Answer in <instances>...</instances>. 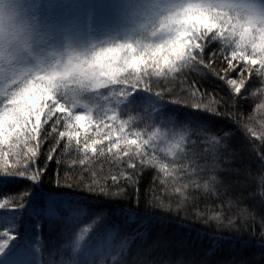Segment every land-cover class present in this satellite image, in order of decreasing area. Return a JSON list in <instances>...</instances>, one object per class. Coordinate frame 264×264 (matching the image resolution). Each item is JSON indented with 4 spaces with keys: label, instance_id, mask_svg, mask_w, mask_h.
I'll use <instances>...</instances> for the list:
<instances>
[{
    "label": "snow or ice",
    "instance_id": "obj_1",
    "mask_svg": "<svg viewBox=\"0 0 264 264\" xmlns=\"http://www.w3.org/2000/svg\"><path fill=\"white\" fill-rule=\"evenodd\" d=\"M3 4L0 0V12ZM192 7L206 11L201 5ZM71 24L75 36L65 37L71 45L66 56L50 70L30 74L0 90V188L24 185L23 193L30 196L29 189L42 182L50 170L48 165L63 164L58 157L71 152L65 171H74L78 164L84 178L90 180L88 191L109 200L129 194L139 197L145 175L152 177L146 192L157 181L164 187L175 185L172 194L181 201L191 195L190 187L205 196L219 195L223 176L235 175L251 189L249 198L264 207V120L257 129L254 116L243 119L244 105L264 110V56L247 47L241 49L235 37L229 40L215 26L190 30L182 50L172 53L171 35L152 43H99L86 38V30L93 26L91 11L83 22ZM37 35L56 39L51 33ZM199 70H206L222 84L224 96L213 93L208 103L186 105L201 114L181 122L180 100L200 93L196 81L189 83L192 91L187 97L170 102L164 97H175L170 86ZM229 103L236 112L220 110ZM220 120L225 121L222 126L217 125ZM141 124H146L144 130ZM237 135L243 138L249 155L259 161L258 168L244 175L233 174L229 163L221 174L219 161L230 155ZM209 155L211 165L199 167L198 159ZM97 156L105 157L116 171L95 172L92 162ZM100 176L110 177L111 184H100ZM9 202L0 193V211L8 209ZM103 207L111 209L113 205ZM8 210L18 209L13 206ZM72 211L69 205L67 212ZM207 219L219 225L225 217L216 212ZM261 221L264 223V217ZM233 222L228 219V225ZM17 239L16 217L0 223V264H29L31 249L18 247ZM79 241L86 243L82 234ZM116 251L113 264H126L123 246ZM50 255L55 262L56 256Z\"/></svg>",
    "mask_w": 264,
    "mask_h": 264
},
{
    "label": "trees",
    "instance_id": "obj_2",
    "mask_svg": "<svg viewBox=\"0 0 264 264\" xmlns=\"http://www.w3.org/2000/svg\"><path fill=\"white\" fill-rule=\"evenodd\" d=\"M30 1L42 6L46 1L48 5L53 2L54 6L64 1V7L73 3L70 0ZM74 1L77 8H89L96 18L118 2ZM146 1L145 7L149 14L139 20L140 24L136 22L134 31L120 32L100 39L99 43L117 40L152 43L171 35L174 37L169 45L171 52L179 53L187 43L184 37L190 34V30L202 27L211 30L215 26L229 40L235 37V43L241 49L247 47L264 56L262 11L213 0H173L172 3L158 5L156 9V0ZM19 3V0H4L2 8L5 11ZM192 5H201L206 11H200ZM120 21L116 20L119 24ZM50 66H45L43 70H50ZM22 79L23 76H18L10 82V78L5 77V81L0 82V90ZM192 81H196L200 93L192 99L180 100L184 113L181 122L193 120L201 114L186 105L208 103L213 93L217 97L224 96L222 84L206 70H199L180 77L170 86L176 96H165L164 100L170 102L182 96L187 97L192 91L189 88ZM220 110L236 112L237 108L229 103L228 108L220 106ZM243 113L244 120H247L248 115L254 116L255 126L259 129V122L264 120V110L258 111L253 105H244ZM224 123L220 120L217 125L222 126ZM146 124H150V121ZM146 124H141L140 129L144 130ZM72 155L68 152L58 157L64 160L59 166L55 163L48 165L49 172L40 184L29 189L30 196L23 193L24 185L0 188V193H4L10 201L8 209L13 206L18 209L15 212L8 209L0 211V223L7 224L11 217H16L18 239L15 244L31 249L29 264H113L112 258L118 254L116 250L121 246L126 264H133V261L135 264H264V223L261 221L264 207L249 198L251 189L245 181L236 180L235 175L223 176L224 187L219 190V195L205 196L203 192L190 187L191 195L185 201L172 194L175 185L164 187L159 181L150 192H146L152 177L145 175L139 197L129 194L109 200L88 191L90 180L84 178L78 164L74 171H65ZM92 163L97 173L116 171L103 156L94 157ZM211 163L210 155L198 159L201 168ZM219 163L218 171L221 174L229 163L231 172L241 175L249 170L255 172L259 165V161L249 155L243 138L238 135L232 141L230 155ZM65 176L67 179L63 178ZM98 182L111 184V179L100 176ZM112 190L116 191L115 188ZM229 200L234 203L229 205ZM21 204L23 208L19 207ZM108 204H112L113 208L103 207ZM69 205L74 211L67 212ZM216 212L225 217L222 224L208 221V216ZM228 219H232L233 224L228 225ZM81 234L86 243L79 241ZM214 240H219V243H214ZM50 253L56 256L55 262Z\"/></svg>",
    "mask_w": 264,
    "mask_h": 264
},
{
    "label": "rangeland",
    "instance_id": "obj_3",
    "mask_svg": "<svg viewBox=\"0 0 264 264\" xmlns=\"http://www.w3.org/2000/svg\"><path fill=\"white\" fill-rule=\"evenodd\" d=\"M19 1L16 7L6 8L0 14V82H4L5 77H9V81L13 82L18 76L25 78L30 74L37 75L45 71V66L61 60L67 55L66 48L71 46L66 43L65 37L75 36L71 22H83L90 13L89 8H77L73 4L76 2L74 0H70L73 3L66 7L64 1L55 6L53 2L48 5L47 1L42 3L44 6L30 0ZM172 1L156 0L154 4L157 9L161 4ZM213 1L240 4L249 10L264 12V0ZM146 2L118 0L112 9L100 15L101 19L91 13L93 26L86 30V38L100 41L120 32L134 31L136 22L140 24L139 20L149 14L145 7ZM118 19H121L120 24L116 22ZM38 33H51L56 39H41Z\"/></svg>",
    "mask_w": 264,
    "mask_h": 264
}]
</instances>
